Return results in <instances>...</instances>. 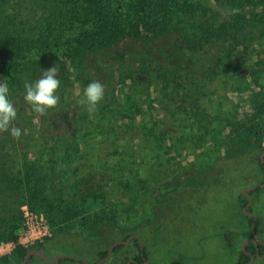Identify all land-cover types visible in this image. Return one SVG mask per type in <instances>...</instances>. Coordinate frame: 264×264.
<instances>
[{
  "label": "rangeland",
  "instance_id": "1",
  "mask_svg": "<svg viewBox=\"0 0 264 264\" xmlns=\"http://www.w3.org/2000/svg\"><path fill=\"white\" fill-rule=\"evenodd\" d=\"M171 41L169 38L150 44L136 40L122 42L105 53L86 56L83 64L79 62L72 71V76L74 73L79 78L86 73L97 74L101 66L110 64L119 68L120 62H124L125 66L133 65L136 72L139 68L136 64L145 56L157 58L163 66L170 64L169 67L180 68L184 51H175L174 46L168 44ZM257 62L255 57L248 55L236 59L235 64L242 73H248L255 66L256 69L261 67ZM207 70L210 72L212 68L207 67ZM193 72L198 73V69L190 72L192 78L195 77ZM263 76L261 74V82L264 83ZM135 77L144 83L149 80L142 73H136ZM188 78L191 82L190 74ZM229 78L224 69L219 78L211 80L212 84L202 83V86L193 88L191 83L188 87L174 74L168 80L172 91L169 100L158 96L156 109L143 111V118H135V102L129 97L138 96L134 89L142 90L147 86H130L128 82L123 89H119L118 96H122L120 93L123 92L132 102L128 105L132 118L129 126L119 122L117 125L120 128H115L114 125H107L106 121L105 126L99 124L102 111L98 107L104 106L107 103L105 100L102 99L97 110L91 114L86 111V106L79 103L89 81L79 80L83 85L79 89L73 77L62 73L58 75V104L43 116L37 114L43 121L39 130L46 141H34L28 146L32 149L28 166L32 168L33 181L47 189L57 209L71 207L81 214L62 225V230L56 235L50 224L51 236L40 242L50 239L42 244L49 251V259L52 260L57 253L69 254L85 259L89 264H97L101 260L100 251L109 249L113 243L130 235H138L148 254V264H235L239 251L234 250L232 245L239 248L244 241L241 242L240 230L243 229L248 237L251 227L241 215L239 198L245 196L246 189L253 187H258V192L252 195L251 208L259 220L258 237L264 242V173L260 167L264 142L259 147L255 132L257 124L251 129L249 123L240 120L244 114L253 115V102L262 99V89L249 85L246 91L242 80ZM98 82L107 87L103 78ZM164 82L166 80L161 79V87ZM191 91L194 99L188 98ZM27 111L36 114L29 105ZM78 115L83 120L76 125L77 120L75 123L74 120ZM88 115H91L90 118ZM104 115L112 121L120 119L112 110ZM156 115L160 123L158 131L162 132L161 135L165 134L164 138L150 145L142 141L136 143L137 138H142L139 136L142 125L151 123ZM120 120L123 124L128 122V118ZM171 120L176 124L169 122ZM221 126H225V130L222 131ZM234 127L237 129L233 131ZM262 127L264 132V125ZM74 130L83 140L76 149L80 150V154L69 159L70 153L67 154L65 149H71L69 138ZM135 143L139 150L134 146L136 150L132 151L148 150V153L143 152L141 157L131 162L133 170L141 171L142 181L132 186L133 174L128 166L124 169L123 180H117L114 189H108L106 184H103V189L99 188L104 178L108 179L115 172L117 158L112 155L119 151L117 148L124 146L129 149ZM53 146L62 154L56 166L47 160L52 156ZM39 152L46 155L40 156ZM14 157V160L13 157L8 158L12 162L7 166L9 177H0V219H9L11 212H15L22 201V193L15 187L22 178L25 160L20 153ZM84 178L91 186H98L91 200L85 199L88 191L78 187V182ZM154 206V212L147 213ZM109 207L110 215L104 223L87 220ZM136 212L142 217L134 219ZM123 246L119 252L113 253L108 263L103 264H126L139 253L137 246L131 242ZM29 264L42 263L34 259ZM256 264H264V261Z\"/></svg>",
  "mask_w": 264,
  "mask_h": 264
},
{
  "label": "trees",
  "instance_id": "2",
  "mask_svg": "<svg viewBox=\"0 0 264 264\" xmlns=\"http://www.w3.org/2000/svg\"><path fill=\"white\" fill-rule=\"evenodd\" d=\"M233 9H239L238 14H231ZM169 38L172 41L168 44L173 45L175 51H184L180 68L169 67L170 64L163 66L157 58L145 56L136 64L139 67L136 72L133 65L128 66L126 63L127 66H125L124 62H120L121 67L119 68L110 64L107 67L101 66L97 74L86 73L80 75L79 78L74 73L72 76V71H75L79 62L83 64L86 56L105 53V51L128 40L150 44ZM263 43L264 0H0V83L8 85V98L17 109V117L12 123L22 131L19 139H14L9 132L0 133V177L5 178L9 177L7 174L10 175L7 166L12 162L8 158L13 157L12 160H14V156L20 153L25 160L22 167V178L15 187L21 191L22 201L19 202L15 212H11L9 219H0V241L15 243V247L10 255L0 257V264H22L29 251L40 248L42 244L50 240L46 239L44 243H36L30 248L18 243L17 231L23 222L21 211L23 205L27 204L37 213H44L49 219L55 235L62 230V225L70 223L81 214L80 211L71 207L63 210L57 209L55 201L51 199L47 189L33 181L32 168L28 166V158L32 149L28 146L34 141L44 142L46 138L39 130L43 121L37 113L29 114L27 111L28 104L23 99L26 94L24 89L26 82H35L41 77L43 71L54 66L59 67L58 75L62 73L65 76L67 74L73 77L74 81L78 83L77 88L79 89L83 87L79 80L90 83L103 78L107 85L104 88L103 100L107 103L98 107L102 111L99 124L105 126L106 121L107 125H114L117 128L119 122L120 125H130L129 121L132 118L131 108L128 106L132 104L130 100L135 102V118H143V111H154L158 105V96L162 100H169V93L172 91L169 88L168 80L172 75H178L188 87L191 83L194 88L197 85L202 86V83L203 85L207 82L212 84L211 80L219 78L225 69L226 74L230 76L229 79L242 80V87L246 91L249 85H255L262 89L260 92L262 99L253 102L255 109L253 115L244 114L240 119L245 124L249 123L251 129L256 124L258 125L255 132H257L258 144L261 147L264 142V132H262L264 83L261 82V74L264 75V68H261L264 67V50H260L261 47H264ZM248 55L257 59V65L261 66V69H256L255 66L253 71L241 72L235 64L236 59H242ZM167 67L169 68L167 69ZM207 67H211L212 70L209 72ZM194 68L198 69V73L193 72L196 80H193L195 77L192 78V73H190ZM136 73L147 75L148 82H141L135 77ZM189 74L192 78L191 82L188 78ZM161 79L166 80L162 87L160 86ZM128 82L130 86L145 84L147 87L142 90L134 89V93L138 96H130V100L123 92L120 93L122 96H118L119 89H123ZM59 91L58 88L56 94ZM194 96L191 91L188 98L194 99ZM109 110H112L116 114L115 116L120 119L128 118V122L123 124L119 118H116L115 121L108 119L104 114ZM90 116L88 115V118ZM81 120L83 117L78 115L74 123L76 121L77 125ZM175 121L177 122L176 119ZM175 121L169 122L175 125ZM159 125L158 115L153 117L151 123L143 124L139 133L142 138H137L136 143L142 141L148 142L147 145H150L151 142L158 143V140H162L165 134L161 135L162 132L158 131ZM220 128L223 131L226 127L221 126ZM236 129L234 127L233 131ZM69 140L71 149H64L67 154L70 153V159L80 154V150L76 149L83 139L78 136V131L74 130ZM136 143L129 149L124 146L117 148L119 151L112 155L117 158V162L114 163L115 172L108 179L104 178V182L99 184V188L103 189V184H106L108 189H114L117 180H123L124 169L128 166L131 167L133 174L132 186L134 187L142 181L141 171L133 170L131 162L134 158L141 157L143 152L148 153V150L146 148L138 153L132 151L136 150L133 149L134 146L137 147ZM59 144L60 140L57 141V145ZM10 146L11 149H7ZM60 151L53 146L52 156L47 160H50L55 166L58 165L59 155H62ZM39 155L45 156L46 154L39 152ZM260 167L264 173V164L261 162ZM10 171L13 172V170ZM78 184L79 188L88 191H86L88 195L85 197L86 200H91L96 195L98 186H91L85 178ZM239 201L246 205L248 198L241 196ZM154 209L155 206L147 213H153ZM109 212L110 207L102 209L96 215L89 216L87 220L104 223L110 215ZM241 215L249 223L252 222V218L246 216L243 211ZM138 217L142 216H138V212H136L134 219ZM85 219L83 221L87 222ZM137 223L140 225L139 222ZM258 224L257 222L256 230ZM240 231L242 242L247 237L243 229ZM130 236L123 240H127ZM131 243L135 244L139 250L135 256L137 263L132 262L131 264H143L142 254L148 260L147 252L145 249H141L137 239L132 240ZM258 245L261 250L260 254L263 255L264 245L261 243ZM123 247V245L116 247L114 253L119 252ZM255 247L251 243L245 249L252 250ZM232 248L240 250V246L238 248V246L232 245ZM108 251L109 249L100 251V259L106 258ZM34 259L46 264L43 259L35 255L30 261ZM62 262L63 264H84L82 261L63 260Z\"/></svg>",
  "mask_w": 264,
  "mask_h": 264
},
{
  "label": "clouds",
  "instance_id": "3",
  "mask_svg": "<svg viewBox=\"0 0 264 264\" xmlns=\"http://www.w3.org/2000/svg\"><path fill=\"white\" fill-rule=\"evenodd\" d=\"M239 9H233L231 14H238ZM59 67L54 66L43 71L41 77L35 82L24 84L25 95L23 97L31 109L43 116L48 109L55 108L59 97L56 95L60 87V80L57 78ZM9 88L7 83H0V133L9 132L14 139L21 137V128L13 125L17 117V109L8 98ZM104 97V86L98 81L90 82L83 90V96L79 100L81 105L86 106L88 113H94L98 104Z\"/></svg>",
  "mask_w": 264,
  "mask_h": 264
},
{
  "label": "built area",
  "instance_id": "4",
  "mask_svg": "<svg viewBox=\"0 0 264 264\" xmlns=\"http://www.w3.org/2000/svg\"><path fill=\"white\" fill-rule=\"evenodd\" d=\"M23 222L18 229V243L30 248L36 243L51 236V227L48 219L43 213L33 211L27 204L21 207ZM15 247V243L0 241V257L10 255Z\"/></svg>",
  "mask_w": 264,
  "mask_h": 264
},
{
  "label": "water",
  "instance_id": "5",
  "mask_svg": "<svg viewBox=\"0 0 264 264\" xmlns=\"http://www.w3.org/2000/svg\"><path fill=\"white\" fill-rule=\"evenodd\" d=\"M264 158V154L262 155V159ZM258 187H253V188H248L244 191V195L248 198V205L247 207H244L243 208V213L248 215V216H251L253 217V220L251 222V231H252V235H254V237H251V238H247L243 241L242 245H241V251L242 252H247L245 247L250 244V243H262L264 245V242L261 241L257 234H256V222L258 220V216L256 214H253L251 212L248 211V208L251 206V203H252V196H251V191H254L255 189H257ZM134 239H137L139 241V244H140V247L141 249L143 250L144 249V246L142 244V240L141 238L138 236V235H131L127 240H119V241H116L115 243H113L111 245V247L109 248V251H108V255L105 259H102L100 260L97 264H103L105 262H107L108 260H110V258L112 257L113 253H114V250L116 249V247L120 246V245H127L129 244L132 240ZM38 256L40 257L41 259L45 260L47 262V264H51L48 259H47V256L44 254V252L40 249H33L31 251H29L23 261L22 264H28L31 257L33 256ZM142 257L144 258V264H148V260L146 259V257L144 256V254H142ZM59 258H62V259H72V260H77V261H82L84 264H89L87 260H80L76 257H73V256H69V255H60L58 256V258L55 259V262L56 264H59L58 262V259ZM254 261V256H252V259H251V262H249L248 264H252V262ZM132 261H129L127 262L126 264H131Z\"/></svg>",
  "mask_w": 264,
  "mask_h": 264
},
{
  "label": "flooded vegetation",
  "instance_id": "6",
  "mask_svg": "<svg viewBox=\"0 0 264 264\" xmlns=\"http://www.w3.org/2000/svg\"><path fill=\"white\" fill-rule=\"evenodd\" d=\"M260 162L262 163V164H264V158L262 159L261 158V160H260ZM257 190H258V188L257 189H255L254 191H251L250 193H251V196L253 195H255V193L257 192ZM252 192H255V193H252ZM252 202H253V197H252ZM241 203H240V201H239V205H240ZM247 205H248V202H247V204L246 205H244V204H241L240 206H241V210L243 211V208L244 207H247ZM252 203H251V206L248 208V211L249 212H251V213H253V214H255V212L254 211H252ZM246 215V214H245ZM246 216H248V215H246ZM248 217H251V216H248ZM252 218V220H253V217H251ZM257 222L259 223V220H257ZM256 222V223H257ZM250 225H251V223H250ZM258 229H259V224H258V228H257V230H256V234H257V236H258ZM250 231H251V227H250ZM251 237H254V235H252V231H251V235H249L247 238H251ZM246 238V239H247ZM259 238V237H258ZM260 239V238H259ZM261 240V239H260ZM262 241V240H261ZM260 243V242H259ZM259 243H252V244H254L256 247H255V249L254 248H252V250H246L247 252H242L241 251V246H240V250H239V254H238V259H237V262L235 263V264H248L249 262H251V259H252V256H254V261L252 262V264H256V263H259V262H262V261H264V254L263 255H261L260 254V248H259ZM251 244V243H250ZM262 244V243H261ZM242 245V244H241ZM38 249H40V250H42L43 252H44V254L47 256V259H48V261L51 263V264H56V262H55V259L56 258H58V256H60V255H69V254H59V253H57V254H55V256H54V258L51 260V259H49V251L46 249V248H43V246L41 245L40 246V248H38ZM69 256H72V255H69ZM74 257V256H73ZM40 258V257H39ZM78 259H80V258H78ZM102 259H105V258H102ZM101 259V260H102ZM111 259V258H110ZM63 260H68V261H77V260H72V259H62V258H59L58 259V262H59V264H63ZM80 260H85V259H80ZM240 260H242V261H240ZM45 261V260H44ZM109 261V260H108ZM132 262H135V263H137L136 261H135V258L133 259V260H131ZM46 262V261H45ZM77 262H81V261H77ZM83 263V262H82ZM105 263H108V262H105ZM29 264V263H28ZM46 264H47V262H46ZM143 264H144V261H143Z\"/></svg>",
  "mask_w": 264,
  "mask_h": 264
}]
</instances>
